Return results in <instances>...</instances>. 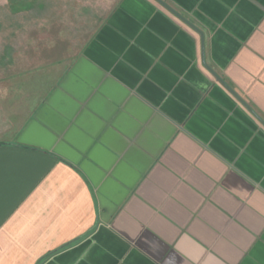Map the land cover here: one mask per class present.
<instances>
[{"label":"crops","instance_id":"1","mask_svg":"<svg viewBox=\"0 0 264 264\" xmlns=\"http://www.w3.org/2000/svg\"><path fill=\"white\" fill-rule=\"evenodd\" d=\"M52 2L0 0V264H264V0H116L38 71Z\"/></svg>","mask_w":264,"mask_h":264},{"label":"rangeland","instance_id":"2","mask_svg":"<svg viewBox=\"0 0 264 264\" xmlns=\"http://www.w3.org/2000/svg\"><path fill=\"white\" fill-rule=\"evenodd\" d=\"M78 1L79 3L77 4L75 0H66L64 11L58 13L56 11V2L61 4V1L54 0L52 2L53 5L48 4L51 11L43 13L45 14L44 18H38L39 21L44 20L46 25L43 28L37 27L35 31H39L43 36H47V42L42 45L33 43L32 45H27V48H32L34 52L41 51L43 52V56H48H44L45 59H39L38 62L35 61L33 68H39L37 69L38 71L47 68L51 70V67L57 62L55 54H70L80 50L95 28L106 17L112 3L116 0ZM51 6L54 7L52 8ZM37 15L42 14L38 12ZM64 22L65 25H68V28H65L63 31L62 38H58L60 32V27L58 26L64 24ZM19 82H23V79L19 80Z\"/></svg>","mask_w":264,"mask_h":264}]
</instances>
